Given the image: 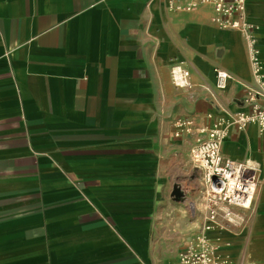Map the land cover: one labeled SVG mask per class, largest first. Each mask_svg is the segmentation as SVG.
Returning a JSON list of instances; mask_svg holds the SVG:
<instances>
[{
	"label": "crops",
	"instance_id": "1",
	"mask_svg": "<svg viewBox=\"0 0 264 264\" xmlns=\"http://www.w3.org/2000/svg\"><path fill=\"white\" fill-rule=\"evenodd\" d=\"M212 14L0 0V264H180L205 221L197 130L247 109L253 84L245 39ZM247 14L264 64V0ZM176 65L191 87L173 82ZM215 68L232 75L225 89ZM223 152L260 182L252 208L208 236L220 264H264V133L233 125Z\"/></svg>",
	"mask_w": 264,
	"mask_h": 264
},
{
	"label": "built area",
	"instance_id": "2",
	"mask_svg": "<svg viewBox=\"0 0 264 264\" xmlns=\"http://www.w3.org/2000/svg\"><path fill=\"white\" fill-rule=\"evenodd\" d=\"M248 0H167L169 10L191 11L200 6L212 9V21L223 29L239 31L245 38L253 84L248 87L247 109L236 111L231 120L219 117L211 126L197 130V140L191 149L193 164L202 171L205 221L196 236L180 255V264H220L218 247L208 231L225 222H237L242 214L236 209L252 206L260 182L259 168L250 161L235 160L223 152V143L233 125L244 131L250 125L264 133V64L258 40L259 25L247 14ZM216 86L225 89L232 75L215 68ZM173 82L191 87V73L182 65L171 71ZM191 120L177 124L179 130L192 132ZM177 132L179 134L180 132Z\"/></svg>",
	"mask_w": 264,
	"mask_h": 264
},
{
	"label": "water",
	"instance_id": "3",
	"mask_svg": "<svg viewBox=\"0 0 264 264\" xmlns=\"http://www.w3.org/2000/svg\"><path fill=\"white\" fill-rule=\"evenodd\" d=\"M174 194H176V195H181V194H182V192H181V190H179V189H176V190H175V192H174Z\"/></svg>",
	"mask_w": 264,
	"mask_h": 264
},
{
	"label": "rangeland",
	"instance_id": "4",
	"mask_svg": "<svg viewBox=\"0 0 264 264\" xmlns=\"http://www.w3.org/2000/svg\"><path fill=\"white\" fill-rule=\"evenodd\" d=\"M260 27V26H259ZM242 35V34H241ZM258 35V34H257ZM244 38V37H243ZM245 39V38H244ZM258 40H259V38H258ZM245 42H246V40H245ZM260 43V42H259ZM246 46H247V43H246ZM248 50V49H247ZM262 51V50H261ZM249 55V54H248ZM253 206V205H252ZM252 206L250 207V208H252ZM241 217H242V215H241ZM240 217V218H241ZM240 218H238V220L240 219ZM242 220V219H241Z\"/></svg>",
	"mask_w": 264,
	"mask_h": 264
}]
</instances>
